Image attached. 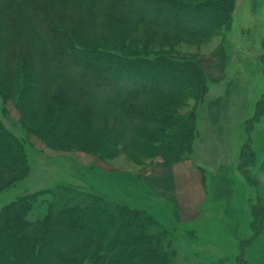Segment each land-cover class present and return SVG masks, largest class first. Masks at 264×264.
<instances>
[{
  "label": "trees",
  "instance_id": "trees-1",
  "mask_svg": "<svg viewBox=\"0 0 264 264\" xmlns=\"http://www.w3.org/2000/svg\"><path fill=\"white\" fill-rule=\"evenodd\" d=\"M188 1L193 5L177 0H0V68L15 64L10 75L21 78L18 101L8 97L0 78L2 97L12 100L24 129L48 146L67 140L81 152L108 159L105 147L122 144L126 153L157 157L164 166L180 163V155L190 150L194 113L185 119L170 117L140 105L138 99L180 97L189 89L197 104L205 92L203 70L192 61L166 56L147 60L127 51L124 39L137 34L142 25L158 37L164 32L184 35L190 25L200 35L228 27L234 0L199 7L196 1ZM99 5L130 11L140 19L113 16ZM196 9L206 15L195 16ZM89 31L103 33L106 39L101 45L88 42ZM123 80H127L125 85ZM95 88L102 89L103 96ZM89 100L103 109L92 107ZM108 114L115 118L111 130L93 134L90 122L104 121ZM263 116L264 94L255 105L251 123L245 125L246 132ZM137 122L153 123L168 132L148 133L132 126ZM140 138L157 145L143 144L137 141ZM249 149L250 141L241 148L239 174L259 193V182L250 179L245 169L255 161L252 153H246ZM26 171L24 142L0 122V174L10 178L5 188ZM67 199H58L57 208L48 207L45 216L33 222L27 217L26 199L6 205L0 211V264L171 263L167 233L152 217L127 205L110 206L101 197L73 204ZM248 205L253 235L241 246L251 244L264 226L261 199L257 196Z\"/></svg>",
  "mask_w": 264,
  "mask_h": 264
},
{
  "label": "rangeland",
  "instance_id": "rangeland-1",
  "mask_svg": "<svg viewBox=\"0 0 264 264\" xmlns=\"http://www.w3.org/2000/svg\"><path fill=\"white\" fill-rule=\"evenodd\" d=\"M177 1L191 4L188 0ZM193 1L199 7L218 0ZM99 6L113 16L140 19L130 11ZM192 14L203 13L196 9ZM199 33L198 28L190 25L184 35L164 32L158 37L148 26L142 25L137 34L124 39L127 51L142 54L147 60L166 56L182 62L192 61L202 70L209 69L207 74L211 77L202 71L205 92L197 104L189 89L180 97L138 99L140 105L170 117L185 119L194 113L190 150L178 160L191 163L202 175L205 199L196 214L176 220L174 203L154 195L146 186L152 161L162 163L159 158L126 153L122 144L105 147V151H109L108 159L99 158L97 153L81 152L67 140L48 146L24 129L14 103L2 97L1 90L0 122L6 131L24 142L27 171L18 175L13 185L0 191V211L15 200L26 199L29 204L27 217L33 222L43 218L48 207L57 208L58 199L70 198L67 201L73 204L74 200L101 197L111 202L110 206L127 205L152 217L167 233L170 264H264V226L251 244L241 246L253 235L248 226L251 219L248 203L258 196L264 204V116L249 125V133L245 130L246 123H251L256 103L264 94V0H234L226 29L205 35ZM103 36V33L89 31L85 39L101 45L106 39ZM14 67L15 64H5L0 68V78L8 90V97L18 101L21 78L10 75ZM126 82L123 80L122 85ZM94 92L103 96L102 89L95 88ZM88 102L92 107L103 109L91 100ZM114 120L113 115L108 114L104 121L103 118L91 121V132L108 133ZM132 126L148 133L168 132L153 123L137 122ZM137 141L157 145L142 138ZM248 141L250 149L246 153H252L255 161L245 169L250 179L259 182V193L239 174L241 148Z\"/></svg>",
  "mask_w": 264,
  "mask_h": 264
},
{
  "label": "crops",
  "instance_id": "crops-1",
  "mask_svg": "<svg viewBox=\"0 0 264 264\" xmlns=\"http://www.w3.org/2000/svg\"><path fill=\"white\" fill-rule=\"evenodd\" d=\"M203 70L207 74L209 69ZM221 71L223 73V70ZM149 170L146 186L154 192V195L164 197L174 203L176 220L180 216L197 213L205 199L199 169L194 168L189 162L164 166L154 161ZM9 179L7 173L0 174V191L5 189Z\"/></svg>",
  "mask_w": 264,
  "mask_h": 264
}]
</instances>
